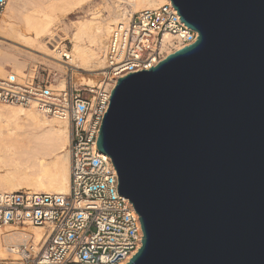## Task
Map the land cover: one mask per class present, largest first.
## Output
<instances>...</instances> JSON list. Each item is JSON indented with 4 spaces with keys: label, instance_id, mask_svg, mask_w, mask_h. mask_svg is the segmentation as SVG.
I'll return each instance as SVG.
<instances>
[{
    "label": "water",
    "instance_id": "water-1",
    "mask_svg": "<svg viewBox=\"0 0 264 264\" xmlns=\"http://www.w3.org/2000/svg\"><path fill=\"white\" fill-rule=\"evenodd\" d=\"M194 43L117 79L97 148L143 232L125 264H264V0H170Z\"/></svg>",
    "mask_w": 264,
    "mask_h": 264
},
{
    "label": "built area",
    "instance_id": "built-area-1",
    "mask_svg": "<svg viewBox=\"0 0 264 264\" xmlns=\"http://www.w3.org/2000/svg\"><path fill=\"white\" fill-rule=\"evenodd\" d=\"M8 1L0 0V20ZM179 17L167 0L112 26L105 43L103 83L86 93L71 85L51 89L35 78L0 71V103L35 104L41 113L69 122L68 192H0V230L42 229L37 242L25 238L10 246L17 257L0 259V264H125L137 252L143 236L139 215L118 194L116 169L96 142L117 79L148 70L196 41L197 32ZM62 57L68 58L65 51Z\"/></svg>",
    "mask_w": 264,
    "mask_h": 264
},
{
    "label": "bare ground",
    "instance_id": "bare-ground-1",
    "mask_svg": "<svg viewBox=\"0 0 264 264\" xmlns=\"http://www.w3.org/2000/svg\"><path fill=\"white\" fill-rule=\"evenodd\" d=\"M165 1L167 0H102L104 9H101L106 12L105 16L99 15L100 10L92 9L94 11H90V17L73 19L70 24L71 31L59 35L56 27L62 18L76 14L97 2L9 0L5 13L3 12L4 18L0 20V71L4 73L5 62H9L17 76L23 73L25 77H30V71L28 75L22 70L25 64L22 57L26 56L33 62L38 57L32 50L40 53L41 57L38 56L42 61L58 68L62 74L69 67L88 72L102 70L105 43L112 26L132 12L156 7ZM97 6L99 8L96 5L95 9ZM7 38L31 51L10 45ZM60 39L68 40L69 49H64V45L62 48L58 47ZM63 51L68 56L66 61L62 59ZM98 74L99 72L95 73ZM83 82L88 86H94L95 83L100 85L96 76L85 77ZM49 86L63 89L66 87V79L61 77L57 83ZM68 142L67 118L43 114L35 104L27 107L0 104V192L23 188L67 193ZM7 229L8 227L0 230L1 235L3 234L0 237V259L16 258L10 246L25 238H32L37 242L42 236V229L39 227L29 226L12 232H6Z\"/></svg>",
    "mask_w": 264,
    "mask_h": 264
},
{
    "label": "rangeland",
    "instance_id": "rangeland-1",
    "mask_svg": "<svg viewBox=\"0 0 264 264\" xmlns=\"http://www.w3.org/2000/svg\"><path fill=\"white\" fill-rule=\"evenodd\" d=\"M99 1V2H98ZM95 2L97 3H94V5L92 4L90 7H87L85 9H83L82 11H78V13L76 14H72L70 15L69 17H64L62 18L58 24H57V27H56V30L58 31V34L59 35H63L65 32L69 33L71 31V28H70V24H71V21L73 19H76V18H87V17H90L91 15V12L92 11H96V10H100L99 11V15H101L102 17L105 16L106 12L103 10L104 8V5H103V2L102 0H95ZM99 3V4H98ZM96 5H99V8L97 6V8L95 9ZM102 5V7H101ZM95 6V7H94ZM93 7V8H92ZM103 8V9H101ZM94 9V10H92ZM102 10V11H101ZM91 11V12H90ZM87 12V13H86ZM89 12V13H88ZM4 13H5V10H4ZM3 13V14H4ZM90 14V15H89ZM4 18V15H2V18L1 20H3ZM64 32V33H63ZM7 43H9L10 45H13L14 47H18V49H23V50H28V51H31V49L29 50V48H26L24 46H22L20 43H17L15 40L11 39V38H7L6 39ZM58 47L59 48H62V45H64V49H69L70 47V43L68 42L67 39H60L59 42H58ZM31 52H34L35 54H37V59L33 60V62L31 60H29L30 58L28 57H22L23 59V62H25V64H23V67L24 69H22L24 72H26V74L29 75L30 73V77H25L23 73L19 74L18 76L19 77H22V78H26V79H32V78H35L36 81H42L43 83H46L47 85H50V84H55L58 82V80L61 78V77H65L66 79V86H74L75 88H78L81 90L82 93H86V89H96V87L98 86V84H94V86H88L86 85V83L83 82V79L85 77H90L91 78H94L95 76L98 78V83L99 84H102V73H100L102 70H99V71H83L81 69H77L75 67H69V69H67L66 73L65 74H62L61 71L54 67V66H51L50 64L42 61L41 58H39V56L41 57V54L40 53H37L35 51H31ZM39 55V56H38ZM25 59V61H24ZM26 59H27V62H26ZM63 61H66L67 59H64L62 57ZM6 64L4 65V73L6 72V70H10L12 72H15L12 65L9 63V62H5ZM25 66V67H24ZM71 68V69H70ZM30 71V72H29ZM29 72V73H28ZM98 75H95V73H98ZM32 74V76H31ZM79 76V77H78ZM75 80V81H74ZM82 80V82H81ZM75 83V84H74ZM85 84V85H83ZM51 89H57V88H53L52 86H50ZM2 105H7V104H3V103H0ZM3 235V234H2ZM1 233H0V237L2 236ZM2 245L4 246V243L1 242Z\"/></svg>",
    "mask_w": 264,
    "mask_h": 264
}]
</instances>
